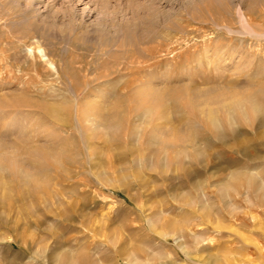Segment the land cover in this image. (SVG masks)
Here are the masks:
<instances>
[{
  "label": "rangeland",
  "instance_id": "obj_1",
  "mask_svg": "<svg viewBox=\"0 0 264 264\" xmlns=\"http://www.w3.org/2000/svg\"><path fill=\"white\" fill-rule=\"evenodd\" d=\"M0 264H264V0H0Z\"/></svg>",
  "mask_w": 264,
  "mask_h": 264
},
{
  "label": "bare ground",
  "instance_id": "obj_2",
  "mask_svg": "<svg viewBox=\"0 0 264 264\" xmlns=\"http://www.w3.org/2000/svg\"><path fill=\"white\" fill-rule=\"evenodd\" d=\"M89 85H91L90 83H89ZM88 84L87 85H85L86 86V88L89 86ZM85 86H84V88H85ZM75 90L76 91H79V90H77V87L75 88ZM86 90V89H85ZM87 92H88V90H86Z\"/></svg>",
  "mask_w": 264,
  "mask_h": 264
}]
</instances>
